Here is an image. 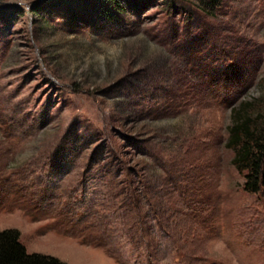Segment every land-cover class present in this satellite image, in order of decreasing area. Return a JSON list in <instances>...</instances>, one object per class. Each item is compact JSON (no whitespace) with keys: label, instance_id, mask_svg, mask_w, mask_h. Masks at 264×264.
<instances>
[{"label":"rangeland","instance_id":"374dc122","mask_svg":"<svg viewBox=\"0 0 264 264\" xmlns=\"http://www.w3.org/2000/svg\"><path fill=\"white\" fill-rule=\"evenodd\" d=\"M196 4L0 0V230L28 252L264 264V186L226 146L264 110V0Z\"/></svg>","mask_w":264,"mask_h":264},{"label":"trees","instance_id":"16d2710c","mask_svg":"<svg viewBox=\"0 0 264 264\" xmlns=\"http://www.w3.org/2000/svg\"><path fill=\"white\" fill-rule=\"evenodd\" d=\"M196 2L199 9L211 14L220 5L221 0H196ZM187 14L188 18L192 15L191 12ZM245 104L249 103H242L239 107L231 109L226 146L234 153L233 166L240 173H244L243 189L249 193H257L264 186V110L251 114ZM133 207L136 210V227L142 231L141 212L135 200ZM88 223L89 226L92 222ZM71 224L75 225L72 222ZM146 247L148 248V245ZM0 264L66 263L50 254L28 252L20 241L19 230L5 228L0 230Z\"/></svg>","mask_w":264,"mask_h":264}]
</instances>
